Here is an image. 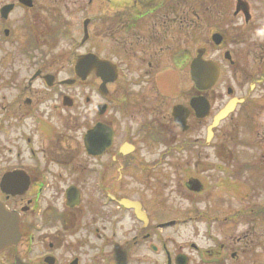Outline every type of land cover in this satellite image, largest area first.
I'll return each instance as SVG.
<instances>
[{
	"label": "flooded vegetation",
	"instance_id": "flooded-vegetation-1",
	"mask_svg": "<svg viewBox=\"0 0 264 264\" xmlns=\"http://www.w3.org/2000/svg\"><path fill=\"white\" fill-rule=\"evenodd\" d=\"M183 3L187 30L197 23L205 25L204 14L211 15L209 32L220 33L221 43L204 42H210L213 50H223L228 63H235V44H253L250 48L257 58L244 65L242 80L234 72L246 104L212 129L208 145L213 144L215 154L203 151L200 167L191 170L188 155H170V151L160 155L137 148L138 132L145 133L143 139L149 140L150 149L157 143L158 123L141 122L142 115L156 114L157 106L140 102L136 109L132 100L144 89L139 78L155 72L149 93H162L165 87L170 93V61L175 52L170 14L175 9H170V0H104L102 33L93 30L102 17L96 19L88 11L91 28L87 42L73 56L65 51L68 70H63L60 53L29 58L25 53L43 44L34 39L20 51L23 60L36 63L35 71L11 73L6 78L12 85L8 93L0 87V201L19 215L20 231L16 243L0 250V264H264V185L255 186L246 179L250 174L254 179L264 174V47L257 37L248 40L252 37L249 27L235 39L225 37L221 24H227L233 33V29H242L233 21L228 24L222 0ZM238 4L251 15L247 20L236 9L234 16L242 12L244 21L250 22L249 0ZM74 28L72 24L70 29ZM260 36L263 40L264 34ZM228 42L231 46L227 48ZM89 51L116 67L113 79L105 80L103 86L95 68L90 66L87 72L74 69L78 56ZM206 51L201 45L195 55ZM161 65L166 67V76H160ZM111 77V72L105 74L106 79ZM227 91L233 93L232 88ZM198 94L208 99L210 111L200 116L191 108L187 131L197 132L200 139L204 133L205 146L212 111L217 112L225 98L218 89L196 90L184 105L189 107ZM112 100L121 103L113 106ZM215 105L218 108L213 110ZM113 107L119 115L131 116L137 127L130 126L131 120L118 130L112 120ZM151 122L155 121L151 118ZM249 128L255 129L248 132ZM111 129L113 140L108 145ZM184 144L190 145V140L185 138ZM237 147L250 150L257 159L240 165ZM165 157L177 175L172 188L186 202L178 214L173 200H168L165 212L160 211L151 194V184H157L159 160ZM208 185L215 190L214 200L211 193L206 194ZM191 192L199 199H191ZM121 198L136 201L145 218L138 219L133 209L121 205ZM193 203L202 204L197 216L187 209L189 204L196 205ZM197 222L204 225L205 244L184 239L175 244V231L194 230Z\"/></svg>",
	"mask_w": 264,
	"mask_h": 264
},
{
	"label": "rangeland",
	"instance_id": "rangeland-1",
	"mask_svg": "<svg viewBox=\"0 0 264 264\" xmlns=\"http://www.w3.org/2000/svg\"><path fill=\"white\" fill-rule=\"evenodd\" d=\"M8 1L12 0H0V7L7 3ZM16 2V0H14ZM98 1L95 8L101 7V0ZM199 2L200 0H196ZM224 2V5H229V8H227V22L230 25L229 21L235 22L236 27H240L242 30H234V33L229 30L226 26L227 24L223 25L221 24L222 30L225 33V37L230 40V38H237L238 36H241L243 33V30L245 27H249L251 30L252 37L248 38V40H256L254 37H257L259 43L261 46L264 47V39H261L260 34H264L263 32V25H264V0H249L250 7H252L253 15L251 16L250 22L244 21V15L242 12L241 14L234 16L233 12L235 10L236 6V0H222ZM34 6L31 9H26L25 7H22L17 4L15 9L10 13L7 19H2L0 17V84L4 82L0 87H5L6 93H8L7 88L12 87V85L7 81V77L10 76L11 73L15 72H26L27 74H30L34 71L36 67V63L32 62L31 60L29 62H26L22 59L21 49L28 47V41L29 39H39L43 44L38 49H30L29 51V58L36 55H41L43 57L48 55H54L60 53L62 58V64H63V70L66 71L69 69V62L66 61V48H70L69 46L72 44L75 37L79 35L80 32V20L81 16L83 15V11L86 9H89L91 6H88L90 3L89 0H34ZM120 3V2H119ZM118 4V3H114ZM172 4H177V9L175 10V14H170V37H172L175 47V54L174 62L173 64L170 63V93L167 91L166 87L164 90H162L165 94L168 95L166 98L163 94L158 92H155L152 90V93L150 94L148 89H150L151 86H153L152 78L158 74V72H155V74H148L147 78L146 75L139 78V82L142 86H144V89L141 90V93L137 95V98L135 102L132 100V103L135 104V108L138 109L140 102L146 103L147 106L153 107L157 106V109L159 111L156 112L152 117L148 115H142V121H150L152 126H156L161 130H164L165 128H170V136L169 134L165 133V136L159 137L157 143H153L154 145H151L152 148L149 147V140L146 143L143 139V136L145 133L138 132L135 134V140H136V146L138 149H142L141 151H151L153 153H168L170 151V155H188L190 161L189 168L193 170L196 167H200L201 164H199V155H203V151H206L208 155H214L216 150L213 148V144L208 145V141L206 140V145L204 146V133L202 135V138H199V135L195 131H178L175 130V133L172 132L171 127L174 126L172 117H171V108L176 103H184L187 98H189L190 94L194 92L193 90V82L191 81L189 77L188 72V60L184 63V61H180V59H177L179 54L182 51V47L187 45L186 47L190 48L191 56L195 55L197 49L204 45L207 48V51L204 55L205 58L213 59L220 63V65H223L224 71L221 76V79L218 84H216L213 88L218 89V93L224 95V98L226 99L228 97V94H226V85L230 84L235 90L237 89V93L242 92L243 89H240L238 83L236 82V77L234 76V72L237 73V78L239 80H242V71L245 70L244 65L253 64L254 60L257 59L255 57V53L253 52V48H250L251 45H233L237 52L236 56L233 57V64L228 63L224 57H223V50L220 52V50H213L210 46L211 36H208L207 38H203L204 34L206 36L209 29V22L211 19V15L204 14L206 16H203L205 25H202L201 23H197L193 26V29L191 30H185V32H181L178 27L176 26V21L180 19L181 14H184V3L182 0H172ZM207 7H214L211 3H206ZM183 6V7H182ZM170 9H173L170 6ZM241 10V9H239ZM238 10V11H239ZM251 11V12H252ZM91 12V11H90ZM178 12V13H177ZM93 13H96V9H94ZM175 15L179 18L175 20ZM98 20V26H96L93 30L95 33H102V23L103 18ZM65 24V26L61 24ZM183 23V21H182ZM72 24H75V28L72 30L70 29V26ZM249 25V26H248ZM200 26V27H199ZM31 27L38 30V32L35 34V36L28 35L27 31H32ZM54 27L57 30H54ZM203 29L201 30V28ZM259 27V28H258ZM7 28L9 29V35H4L3 30ZM52 28V29H51ZM63 28V30L61 29ZM260 30V31H258ZM55 31L57 33H55ZM258 33H257V32ZM255 32V34H253ZM187 35H190L192 42L190 41L189 37ZM202 37V39L200 38ZM180 39V41H178ZM205 40L210 41L208 44L204 42ZM227 39V40H228ZM184 40H187L186 44L184 45ZM228 40V41H229ZM172 42V40H171ZM214 42V41H213ZM179 45V46H178ZM181 45H183L181 47ZM230 43L228 42L227 48L230 47ZM250 52H249V50ZM213 50V53H212ZM257 53V52H256ZM182 54V53H181ZM262 57H264V50L261 52ZM71 55V54H70ZM21 58V59H20ZM255 58V59H254ZM185 64V65H184ZM230 64V66H229ZM177 65V68L175 66ZM166 67L161 65L159 68L160 76L165 75L166 76ZM234 76V77H233ZM145 77V78H144ZM16 82V80H14ZM165 83V81H164ZM225 83H227L225 85ZM144 91V92H143ZM119 93H123L122 89L118 90ZM170 95V97H169ZM158 96V98H157ZM170 99L168 102L167 100ZM154 100V101H153ZM165 101V106L163 105V102ZM153 102V104H152ZM152 105H149V104ZM163 106V107H162ZM154 107V108H155ZM218 106L215 105L213 110H215ZM163 108V109H161ZM112 110V116H115L113 120L116 128L118 130H121L122 126L124 124L129 123L132 119L131 116L125 117L124 115H119L121 113L116 112V108H111ZM170 111V117H168V113ZM159 115L157 116V114ZM131 115V112H130ZM167 115V116H164ZM157 116V117H156ZM165 117V118H164ZM151 118L156 122H151ZM159 121H157V119ZM117 119V122L115 121ZM170 120V124H169ZM133 126V129H135L136 123L133 120V123L130 122V126ZM148 128H151L152 126L147 122L145 124ZM256 126V124H253ZM251 126V125H250ZM255 128H249L248 132H251ZM190 134V136H188ZM190 140V145H186L185 147L182 146V141L184 139ZM198 139V140H197ZM149 144V145H148ZM189 146V147H188ZM236 150L240 151L239 154L242 157V160L240 162V165L243 163H249L246 162L249 160H256L257 155H251L250 150L247 151L245 149L237 147ZM235 150V151H236ZM156 154V155H157ZM205 154V153H204ZM243 154V155H242ZM145 155H149L148 153H145ZM181 156H178V158ZM167 157L159 160V165L157 168V184L156 182H153L152 188L154 189L151 194L156 200V205L158 206V209L160 211H166V205L168 204V200H173L175 203V214H178V212H182L184 210V205L186 206V202L180 199V196L173 190L172 187H175V182L177 175L175 174V170L172 171V164L167 163ZM211 158V156H210ZM209 158V159H210ZM243 158L245 159V162L243 161ZM180 162L176 161L175 163ZM209 161V165H210ZM182 163V162H181ZM224 165V164H223ZM224 167V166H223ZM225 167H229L225 165ZM233 168V167H232ZM224 176V175H221ZM247 181L253 185H258L262 183L264 185V174H262L261 177H257V179H254L253 176L247 175ZM213 183V182H212ZM212 185V184H211ZM215 190L208 185V188L206 190V194L211 193V200H214ZM257 190H255V195H257ZM263 192V191H261ZM264 193V192H263ZM262 197L264 194L261 195ZM210 197V196H209ZM207 197V198H209ZM191 199H199L198 195L194 192H191ZM206 199L203 197V200ZM196 205L189 204V213L193 214V216L198 215V209L199 206H202L201 203H193ZM204 205V204H203ZM198 207V208H197ZM202 209V207H201ZM176 216V215H175ZM198 223V222H197ZM194 224V230L193 229H186L185 232H181V228L177 229L175 231V244L181 243V241H193L196 242L198 245L205 244L202 237L203 232V223ZM198 226H202L199 228ZM188 251L191 253V251L188 248Z\"/></svg>",
	"mask_w": 264,
	"mask_h": 264
},
{
	"label": "water",
	"instance_id": "water-1",
	"mask_svg": "<svg viewBox=\"0 0 264 264\" xmlns=\"http://www.w3.org/2000/svg\"><path fill=\"white\" fill-rule=\"evenodd\" d=\"M23 1L24 3L30 5L31 2L30 0H21ZM12 7V5H6L2 8V14L3 16H6L8 11L10 10V8ZM101 67L103 66L102 64L103 63H100ZM205 67H206V71H205ZM206 76V78L208 80H211V81H214L215 80V77H216V71H214L213 69H210V66L208 63L204 62V61H194L193 64H192V78L193 80L195 81L196 85L200 87V83H199V80H201L202 77ZM232 105L230 106H227L222 112L219 113V115L216 117V119H219L223 116L226 115V113L231 109ZM183 107L180 106V105H176L173 107V116H174V120L176 122V124H178L182 129H185L186 126H185V123H184V120H183ZM10 215V214H9ZM11 216V215H10ZM12 217V216H11ZM7 218H8V214L5 212V210L0 207V219L4 222V225L6 226L7 224ZM0 220V221H1ZM1 221V222H2ZM0 222V228L2 227V224ZM16 219H15V222L12 224L13 225V234L10 235L11 239L15 236L16 234Z\"/></svg>",
	"mask_w": 264,
	"mask_h": 264
}]
</instances>
